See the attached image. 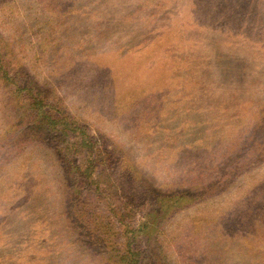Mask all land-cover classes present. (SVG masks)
I'll return each mask as SVG.
<instances>
[{
	"label": "rangeland",
	"instance_id": "rangeland-1",
	"mask_svg": "<svg viewBox=\"0 0 264 264\" xmlns=\"http://www.w3.org/2000/svg\"><path fill=\"white\" fill-rule=\"evenodd\" d=\"M125 254L264 264V0H0V264Z\"/></svg>",
	"mask_w": 264,
	"mask_h": 264
},
{
	"label": "trees",
	"instance_id": "trees-1",
	"mask_svg": "<svg viewBox=\"0 0 264 264\" xmlns=\"http://www.w3.org/2000/svg\"><path fill=\"white\" fill-rule=\"evenodd\" d=\"M43 113L45 114V115H47V117H46V119L48 120V116L50 117V113H48V110H43ZM57 118V117H56ZM50 122H51V125H52V130H55V131H57V130H59V134L60 135H62V133H61V129H59V126H60V124H59V122H61L62 121V119H60V118H57V119H55V117H52L50 120H49ZM47 124V123H46ZM67 125V124H66ZM56 126V127H55ZM67 127H69V126H67ZM56 134H54L53 135V137L55 136ZM66 138H67V143H65V145L67 144V148L69 149V150H71L72 148H78V147H80V146H82V145H80V142H81V139H79L78 141L76 140V141H69V138L65 135V133L63 134ZM85 134L84 133H82V137L84 136ZM85 143H88V141H85ZM83 144V143H82ZM83 149H80V150H78V152H81ZM87 151V150H86ZM88 153V151L86 152V154ZM76 168H78V166H76ZM78 170V169H77ZM121 259L126 263V264H131L130 262H131V259H130V257H129V254L128 255H122V257H121Z\"/></svg>",
	"mask_w": 264,
	"mask_h": 264
}]
</instances>
